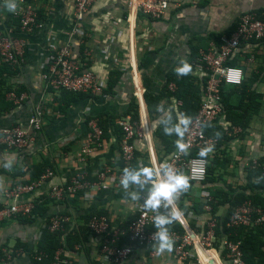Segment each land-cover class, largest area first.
<instances>
[{
	"label": "crops",
	"instance_id": "obj_1",
	"mask_svg": "<svg viewBox=\"0 0 264 264\" xmlns=\"http://www.w3.org/2000/svg\"><path fill=\"white\" fill-rule=\"evenodd\" d=\"M28 1L37 10L41 28L27 37L22 33L19 19L11 15L7 4L0 5V29L25 39L28 44L20 67L0 76V95L4 100L0 101V127L28 128L37 108L42 109L44 115L39 129L33 130L34 142L27 149L14 150L0 144V208L7 204H34L42 197L51 198V186L68 183L76 174L93 181L97 172L111 167L116 177L122 164L119 150L122 130L119 127L109 125L105 138H102L103 144L84 160L79 161L77 155L86 144L90 119L103 116L107 120L114 118V123L123 119L121 115L128 110L134 98L133 69L145 93L159 95L166 86L169 89V85L174 84L167 85L169 72H176L175 69L190 58L194 49H206L213 37L227 35L226 32L232 30L240 16L248 10L264 12V0H198L194 3L182 0L161 19L139 15L134 29L129 30L125 22V0H94L81 23L83 35L78 37L73 34L75 0ZM66 44L70 46L72 59L81 70L107 79L112 72L120 74L111 97L83 94L65 107L67 100L62 99L61 93L46 89L44 64L53 46L59 48ZM254 44L236 59L237 66L243 69L244 80H256L254 88L264 93V44ZM198 57L193 62L191 74L200 88L199 73L194 64ZM11 94L18 98L24 96L23 102L14 104L8 99ZM164 98L161 105L170 112H178L181 102L174 97ZM158 116L160 118L156 120ZM161 116L159 110L154 117L149 114L154 127L160 123ZM214 127L221 129L224 137H228L220 142V162L214 164L212 180L207 178L202 185L188 182V187L178 195L176 205L184 211V221L169 224L167 227L171 234L175 232L180 235L175 228L180 224L185 232L190 230L200 236L208 218L221 221L227 204L217 206L213 215L212 190L221 188L227 191L245 186L248 182V165L264 158L263 109L248 126H233L224 116ZM139 145L141 150L138 156L152 166L148 150L144 144ZM153 149L157 157L164 155L159 139H153ZM9 161L11 167H4ZM48 171L53 175L42 186L21 192L17 197L7 196L20 185H38L41 176ZM116 181L108 190L90 187L63 201L47 198L50 201L48 211L34 222L21 223L15 218L3 221L0 224L2 264H32L31 254L36 249L42 230L54 214L67 219L61 236L62 245L56 251L61 258L67 260L68 264H108L100 253V238L89 231L88 221L94 215H104L108 217L111 228H126L135 218V208L140 202L132 200L130 191H124L119 179ZM131 186L132 190L136 187ZM145 191H141L140 196ZM209 197L210 202L207 201ZM207 206L211 207L210 210L206 209ZM70 235L81 242L68 245ZM214 237L216 251L226 257L224 242H229L227 236L221 233L215 236L214 233ZM126 241L124 239L123 243ZM172 242L171 249L163 251H159L156 244L136 247L125 264H197L194 256L183 262L177 261L174 256L176 243L174 240ZM4 249H11L16 254L10 258L4 256ZM197 250L203 264H220L211 252L206 255L199 247Z\"/></svg>",
	"mask_w": 264,
	"mask_h": 264
},
{
	"label": "built area",
	"instance_id": "obj_2",
	"mask_svg": "<svg viewBox=\"0 0 264 264\" xmlns=\"http://www.w3.org/2000/svg\"><path fill=\"white\" fill-rule=\"evenodd\" d=\"M182 0H125V22L129 30L134 29L135 21L139 15L151 19H161L171 7L179 5ZM197 2L198 0H188ZM9 2L16 4L15 11L11 15L19 19L22 33L31 36L39 28L37 10L28 0H0V5ZM94 0L74 1V31L73 34L81 37L83 30L81 23L86 17ZM264 39V12L258 13L255 10H248L243 13L236 29L231 35H224L220 38V44L212 41L206 49L199 51V57L194 63L199 73L201 104L200 108L179 140L186 145L184 150H180L177 145L175 149L163 155L162 160L154 153L153 139L158 126L154 127L149 120L144 96L145 89L139 85L138 75L133 69L134 98L138 104L139 120L133 121L131 117H125L115 121V125L122 130L119 150L122 167L117 176L111 167H105L95 174V179L89 181L85 176L74 175L68 183L63 185H53L49 191V196L55 201H63L68 196L77 195L90 187L98 190H108L115 185L116 180L121 177V170L126 166H132L138 162L139 167L143 166V160L138 156L141 146L148 150L152 167L166 162L174 170L179 171L188 178V182L202 185L208 176V166L216 155H221L219 137H210L207 134L209 128L214 127L224 119V107L222 103L223 85L239 86L244 81V71L241 67L230 65L229 63L237 59L248 46L261 43ZM28 44L21 37L13 35L10 31L0 29V64L7 65L15 70L23 63ZM45 72L43 80L46 89L54 93L67 92L72 94H85L92 97L103 95L106 88L107 78L92 73L88 70H81L72 59L70 46L68 44L59 48L52 47L51 55L44 64ZM169 89L175 91L176 85L170 84ZM14 104H21L24 96L18 98L15 94L8 96ZM43 110L37 108L34 116L29 121L28 128L20 126L11 128L0 127V144L14 150H25L34 142L33 130H38L43 119ZM151 117V116H150ZM160 117L158 116L156 120ZM89 134L86 144L79 151L77 158L79 161L89 156L94 149L103 144L102 131L96 119H90L87 123ZM211 145L212 150L204 156L200 155L201 149ZM257 161H254L256 163ZM53 173L48 171L42 175L38 185H20L14 191L7 194L8 197H17L21 192L33 191L46 181L50 180ZM124 191H131L132 186ZM145 195V192H144ZM144 195L140 196V202L136 205V216L126 228H111L109 219L104 215H94L88 221L89 231L100 238V253L108 264H125L132 256L136 247H152L156 244L152 233L156 231L153 227L152 210L141 207ZM211 198L207 201L210 202ZM176 203V201H175ZM210 206L206 209L210 210ZM33 209L32 203L7 204L0 208V224L17 215H28ZM166 212L167 209L161 208ZM66 217L54 214L50 218V224L46 225L51 232L63 231ZM181 223L182 220H180ZM264 224V208L256 207L252 202L247 201L234 210L230 215L226 226H242L251 228ZM217 227L216 220L208 218L204 223V232L200 236L187 230L183 235L173 232L169 233L170 238L176 243L174 256L177 261L183 262L186 259L195 257L197 264H203L197 247L203 252H213L220 264H244L242 252L239 248L240 242H224L226 257H222L221 252H217L214 247V231ZM127 239L123 243L124 239ZM196 241V242H195ZM216 252V254H215ZM3 253V252H2ZM13 251L4 249V256H12ZM40 259V257H38ZM0 256V264L3 263ZM53 264H68V261L55 253Z\"/></svg>",
	"mask_w": 264,
	"mask_h": 264
},
{
	"label": "trees",
	"instance_id": "obj_3",
	"mask_svg": "<svg viewBox=\"0 0 264 264\" xmlns=\"http://www.w3.org/2000/svg\"><path fill=\"white\" fill-rule=\"evenodd\" d=\"M257 12L262 13L263 10ZM237 25L238 23L234 25L232 30L226 32V34L228 36L231 35V33L236 29ZM222 36L223 35H219L213 37L212 39L215 40L217 44H220V38ZM261 43L264 44V39L261 41ZM198 53V48L194 49L193 54L186 61L190 66L189 71L186 74H178L177 72L172 71L167 75V85H169L170 83H174L176 85V89L174 92H171L168 89V86H166V89L163 91V93L159 95L151 93L145 94V104L151 117H154V114L158 112L159 106L166 96L168 98L174 97L181 102L178 112H171L173 122H176L177 116L180 113L191 117L192 122L200 108L202 94L201 89L197 84V79L191 74L193 70V62L198 57ZM229 64L237 66L236 59ZM5 72H11L10 68L7 65L0 64V76ZM119 78V73H110L106 82V88L103 91V96L111 97L114 94V90ZM255 81L256 80L254 79H251L250 81L244 80L243 83L239 86L223 85L222 103L224 107V114L226 119L230 121L233 126H248L254 116L258 115L261 112V109L264 105V93H260L256 90V88H254L253 83ZM61 95L62 99L66 98L67 100V103L65 105L66 107L76 99L80 98L83 94L61 92ZM0 101H4L2 100L1 95ZM121 117H131L133 121L139 120L138 104L135 98H132L128 110L124 112ZM96 120L98 122V126L102 131V138H105L107 127L109 125L117 128L114 123V118H109V120H107V117L106 119H103V116H100V118H97ZM207 134L210 137H219L220 142L225 138L228 139V137H224V133L221 129L218 128L217 130V127L209 128L207 130ZM154 138L160 140L163 146L164 155L171 153L177 145V140L180 139V137H177L174 133L170 135L165 134L163 132L162 125H160V127L155 131ZM158 157L160 160H162L163 158V156ZM219 162V155H216L208 166V179H213L212 174L214 172V164ZM137 165L138 163L134 162L132 164V167H139V165ZM122 166L123 165L121 164V167ZM143 166L152 167L145 162H143ZM246 171L248 182L245 186H239L236 189L230 188L227 191L221 188L212 190L213 201H211V205L213 207V215H215V212L217 211V206L227 204L226 213L221 221L215 218L217 227L215 228L214 233L215 236H219L220 233L226 235L229 242H240L239 248L242 252L244 264H264V224L251 228L242 226H226L227 222L229 221V217L234 213V210L247 201L252 202L256 207L264 208V158H260L256 163L252 162L251 165H248ZM39 177L40 175L38 176V178ZM47 198L51 200V198ZM47 198H38L34 202L33 209L30 214H20L17 215L15 219L21 223L34 222L39 216H42L48 211V204L50 203V201ZM52 201L54 200L52 199ZM182 221H184V219H182ZM49 224L50 221H48L47 225ZM175 228L177 229V231H179L180 234H184L185 230L180 224H177ZM62 234L63 231L51 232L48 227H45L42 230V234L37 242L35 251L31 254L32 264H53L55 253L62 245ZM76 242L81 241L76 239L75 236H68V245L71 246ZM15 248L17 249V247H14V249ZM211 253L213 254L212 256H215L213 252ZM14 254L16 253H14L13 251L12 255ZM205 254L207 255L208 253ZM38 257H40V259H38Z\"/></svg>",
	"mask_w": 264,
	"mask_h": 264
},
{
	"label": "clouds",
	"instance_id": "obj_4",
	"mask_svg": "<svg viewBox=\"0 0 264 264\" xmlns=\"http://www.w3.org/2000/svg\"><path fill=\"white\" fill-rule=\"evenodd\" d=\"M7 8L10 11H15L16 4L9 2ZM189 67L187 62H183L175 70L178 74H186ZM159 111L162 113L160 124L163 126V132L169 135L174 133L177 137L182 138L191 123V117L180 113L174 123L169 109L160 105ZM176 143L180 150L186 148L182 140H177ZM211 150L212 146L209 145L201 149L200 155L204 156ZM4 167H11V161ZM120 184L126 190L130 185L136 186L129 192L130 198L134 201H139L141 191L146 190L141 207L155 213L152 219L156 231L152 233V237H154L159 251L170 250L173 242L167 226L173 221H180L184 218V211L177 207L175 201L178 195L188 187V178L174 170L168 163L163 162L155 167H124L121 170ZM161 208L167 209V211L162 212Z\"/></svg>",
	"mask_w": 264,
	"mask_h": 264
},
{
	"label": "rangeland",
	"instance_id": "obj_5",
	"mask_svg": "<svg viewBox=\"0 0 264 264\" xmlns=\"http://www.w3.org/2000/svg\"><path fill=\"white\" fill-rule=\"evenodd\" d=\"M260 89H261V87H260ZM262 109L264 110V105H263V108Z\"/></svg>",
	"mask_w": 264,
	"mask_h": 264
}]
</instances>
